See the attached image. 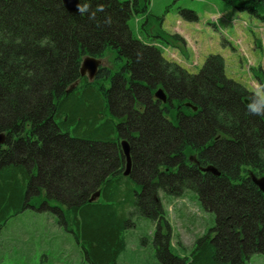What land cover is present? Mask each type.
Masks as SVG:
<instances>
[{
    "label": "trees",
    "instance_id": "1",
    "mask_svg": "<svg viewBox=\"0 0 264 264\" xmlns=\"http://www.w3.org/2000/svg\"><path fill=\"white\" fill-rule=\"evenodd\" d=\"M226 1L264 24V0ZM79 6L80 15H73L60 0H0V223L25 209L31 195L48 204L42 194L48 191L62 201V222L75 228L85 259L117 264L126 245L122 207L128 221L137 204L158 213L159 192L169 201L191 192L190 200L211 214L212 228L189 249L180 243L176 249L163 236L159 254L174 264H246L264 254V195L251 179L264 176V115L248 110L258 97L226 77L218 55L192 74L164 60L162 51L132 42L128 3L79 0ZM111 46L132 59L127 90L122 82L116 90L115 81L105 91L103 78L89 82L79 75L83 58H100ZM160 83L169 98L197 110L132 112V87L148 102V91ZM122 112L129 115L118 127ZM117 128L134 136L131 177L147 204L134 198L121 172H110L121 164L113 144ZM195 153L219 175L194 167L157 172ZM98 190L100 201L90 203Z\"/></svg>",
    "mask_w": 264,
    "mask_h": 264
},
{
    "label": "rangeland",
    "instance_id": "2",
    "mask_svg": "<svg viewBox=\"0 0 264 264\" xmlns=\"http://www.w3.org/2000/svg\"><path fill=\"white\" fill-rule=\"evenodd\" d=\"M137 3L143 6L145 14L131 16L127 25L135 36L153 38L148 42L162 51L163 58L196 74L207 57L218 55L224 61L227 78L244 85L256 96L257 90L264 91V24L239 12L226 0H137ZM103 58L113 62L114 56L108 52ZM102 65L113 66L106 60ZM132 187L136 189V184ZM47 193L42 192L48 199V207L63 206L60 198ZM191 194L185 192L169 202L163 200L170 231L168 241L176 249L177 243L189 249L197 236L213 226L211 214L190 200ZM31 197L34 198L31 206L41 200L38 196ZM28 205L3 222L0 264H90L84 257L82 240L77 242L71 232L74 227L64 226L57 213L46 206L45 210H35ZM147 211L150 209L145 210L140 204L135 215L129 217L134 228L128 234L123 232L126 245L117 264H174L167 255L158 253L163 237L155 240L153 227L161 221L157 220L158 215L152 220ZM246 264H264V254L251 255Z\"/></svg>",
    "mask_w": 264,
    "mask_h": 264
},
{
    "label": "flooded vegetation",
    "instance_id": "3",
    "mask_svg": "<svg viewBox=\"0 0 264 264\" xmlns=\"http://www.w3.org/2000/svg\"><path fill=\"white\" fill-rule=\"evenodd\" d=\"M128 6L130 7V10H129L130 15L135 14L136 11H137V7H138L137 0H132V2L128 4ZM132 42H135L136 44L138 43L139 45L141 44L143 46L151 47L150 44H148L144 40L142 41V40H138L137 39V40L132 41ZM108 48L109 49H108V51L105 52V54L108 53V52L113 54V56H114L113 62L111 61V59H108V58H103V57L95 58V59L99 60V64L97 66V69L95 70V73H94L93 77L91 79H89L88 75L85 73V76H83L82 78L87 79V81H89V82H91V81L95 82V80H97L98 78H103L104 82L101 83V85L103 84L101 87H103V89L105 91H110L112 89V86H113L115 81H116V84H117V89L116 90H118L119 84L121 82L123 83V85H125L124 86V90H127L130 87L131 75L133 74L132 59L126 57L124 55L125 53H123L122 51L120 52L119 48L112 47V46L108 47ZM111 48H114V49L111 51ZM151 48H154V47H151ZM104 60H106L107 62H111V64H113V66H104V65H102V61H104ZM114 66H115V68H114ZM78 84H79L78 82L75 83L73 88H75V86H77ZM135 84H140V83H136L135 82ZM139 86L142 87L143 89L146 88V84L145 83H141ZM132 89H133V94H134V96L136 98H135L134 101L131 102V108L130 109H131L132 112L134 111L137 114L138 113L139 114L140 113H144L148 109V106H150L152 108L156 107V109L160 111V114L162 116H165L169 111H174L175 113H177L179 111L181 115H185V112H184L183 108H187V109L191 108L189 106H186L187 104H190V103H188L186 101H183L182 103H179V101L176 98L175 99L174 98H169L165 87L161 83L156 85V86H153L151 88V91H148V102L147 101H142L141 99L138 98V96H139V90L138 89L139 88H137L136 85H134L132 87ZM159 90L163 91L165 101H162V100L157 99L155 97L157 91H159ZM143 100H145V99H143ZM191 106H193V105H191ZM196 110H197V108H196ZM121 114H122L121 118L116 117V121H114L116 126H118V127L124 125L127 122V116L129 115V113H125V112H122ZM117 118H118V120H117ZM167 118H168V116H167ZM165 121L167 122V124H170V125L173 124V122L170 121L169 118L167 120H165ZM117 129H118V134H116V136H115V138L113 140V144L116 147V150H117L116 153L118 155L119 160H121L120 161L121 164H120V167H117V169H115V170L113 169L110 172H121V176L123 178H124L123 173L124 172H128L127 178H125V179L129 180V186H130V188H132L134 190L135 187H132V184H136V183L134 182V179L131 177L132 176L131 174H133V172H136L135 160H134L133 148H132V142H131V139L134 138V136L131 137V134H128L125 131L123 132V131L119 130V128H117ZM123 141H126L127 144H128V147H129V157H130V165H129V167H126L127 166L126 158H125V156H124V154L122 152L121 142H123ZM180 167L183 170L188 168V167H190V168L194 167L195 170H196V171L194 170V172H199L201 174H204L205 169H207L209 167H213V166L211 164H209V163L203 165V163L200 161V158L198 157V153H195L193 155L189 154L187 156H183V158H180L179 161L177 160L174 163V167H172V169L168 168V167H165L163 169L159 168L157 172H177ZM209 174H211V173H209ZM211 175H213V174H211ZM128 178H130V179H128ZM142 192H143V189L139 190L138 188H136L134 190L133 196H134L135 199H139L140 201H143L145 203L148 198L147 199L140 198L142 196V194H143ZM153 198L156 199V197H153ZM162 198L165 199L164 195L159 192L158 200L159 199L161 200ZM137 202H136V204H137ZM146 204H147V202H146ZM135 206H136V209L139 207L138 204L135 205ZM145 206L146 205H144V208H145ZM128 210H126V212L127 211L128 212L132 211L133 207H131V209H128ZM158 210H159L158 213H155L154 210L153 211L151 210L150 212L147 211V213H149L148 215H151V217H152L151 219L152 220H154V218L157 217L156 215H158V217H157L158 221L162 220L161 223L158 222L153 227V229H154L153 230V236H154L155 240L159 239V237H163V236L169 237V235H170V231L168 229V222H167V219L165 217V213L163 211L162 206H161V208L159 207ZM123 211L125 212V210L122 207L121 211L118 213L119 214L118 217L120 219H122L123 222L126 221V223H124V227L125 228H123V232L128 234V233H130L129 229H133L134 228V224L132 223V218L127 221L126 219H128V217H125L126 219L124 220ZM160 213L164 214L163 219L160 217ZM57 215L60 216V212L59 211H57ZM212 235H214V234H212ZM169 239L170 238H168V240Z\"/></svg>",
    "mask_w": 264,
    "mask_h": 264
},
{
    "label": "water",
    "instance_id": "4",
    "mask_svg": "<svg viewBox=\"0 0 264 264\" xmlns=\"http://www.w3.org/2000/svg\"><path fill=\"white\" fill-rule=\"evenodd\" d=\"M62 3V6L64 9L73 15H79L80 14V8H79V0H60ZM98 61H96L93 58H85L82 61L81 67H80V75L84 76L85 73H87L88 78L91 79L95 73V70L97 68ZM155 97L157 99H160L162 101H165L163 91H157ZM248 105V102H245ZM186 106H189L192 108L193 111H196V107L191 106L190 104H187ZM4 143V136L0 134V144ZM122 152L126 158L127 166L130 165V157H129V147L126 141L121 142ZM204 173H211L214 176H218L219 173L216 171L215 168L209 167L205 169ZM128 172H124L123 176H127ZM252 182L254 185L259 189V191L264 195V176L261 177H255L251 176ZM99 196V192H97L90 201H93L96 197Z\"/></svg>",
    "mask_w": 264,
    "mask_h": 264
},
{
    "label": "clouds",
    "instance_id": "5",
    "mask_svg": "<svg viewBox=\"0 0 264 264\" xmlns=\"http://www.w3.org/2000/svg\"><path fill=\"white\" fill-rule=\"evenodd\" d=\"M257 100L248 105V110L252 114L264 115V91L257 90Z\"/></svg>",
    "mask_w": 264,
    "mask_h": 264
}]
</instances>
